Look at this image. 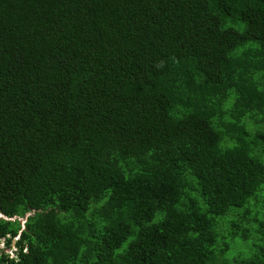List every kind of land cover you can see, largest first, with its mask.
I'll use <instances>...</instances> for the list:
<instances>
[{
	"label": "trees",
	"instance_id": "trees-1",
	"mask_svg": "<svg viewBox=\"0 0 264 264\" xmlns=\"http://www.w3.org/2000/svg\"><path fill=\"white\" fill-rule=\"evenodd\" d=\"M263 192L264 0H0V264H264Z\"/></svg>",
	"mask_w": 264,
	"mask_h": 264
},
{
	"label": "rangeland",
	"instance_id": "rangeland-1",
	"mask_svg": "<svg viewBox=\"0 0 264 264\" xmlns=\"http://www.w3.org/2000/svg\"><path fill=\"white\" fill-rule=\"evenodd\" d=\"M257 200L259 201V203L255 206L253 201L250 203L249 206V210L253 213L254 210H260V213L264 214V192H263V196H258ZM262 202V203H261ZM263 216V215H261ZM226 229V225L222 224L221 225V231L222 233L225 231ZM248 246L244 243H240L238 241H234L231 243V247H230V251L227 252L226 256L231 258L237 255H246L248 254L247 249ZM0 249H2V251L6 254H8L10 257L13 256V245L11 244L10 247L6 248L2 245V243H0Z\"/></svg>",
	"mask_w": 264,
	"mask_h": 264
},
{
	"label": "water",
	"instance_id": "water-1",
	"mask_svg": "<svg viewBox=\"0 0 264 264\" xmlns=\"http://www.w3.org/2000/svg\"><path fill=\"white\" fill-rule=\"evenodd\" d=\"M27 215H28V214H27ZM24 220H25V218H24V219H19L21 225L24 223ZM14 241H15V239H13V240L11 241V244H12V245L14 244Z\"/></svg>",
	"mask_w": 264,
	"mask_h": 264
}]
</instances>
